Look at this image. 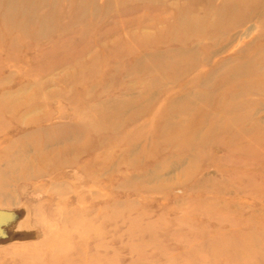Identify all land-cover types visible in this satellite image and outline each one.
<instances>
[{
  "label": "rangeland",
  "instance_id": "374dc122",
  "mask_svg": "<svg viewBox=\"0 0 264 264\" xmlns=\"http://www.w3.org/2000/svg\"><path fill=\"white\" fill-rule=\"evenodd\" d=\"M15 3L0 264H264V0Z\"/></svg>",
  "mask_w": 264,
  "mask_h": 264
},
{
  "label": "bare ground",
  "instance_id": "6f19581e",
  "mask_svg": "<svg viewBox=\"0 0 264 264\" xmlns=\"http://www.w3.org/2000/svg\"><path fill=\"white\" fill-rule=\"evenodd\" d=\"M3 4H4V6H3ZM16 3H15V0H0V10H2V13L5 15V16H7V18H9L10 20H11V18H14L13 16L15 15V9H16ZM25 14V13H24ZM9 20V23L11 24V25H16L17 23L16 22H13V21H10ZM18 25H20L21 26V24H17V26ZM46 143L44 144V148L43 147H39V149L37 150V158H38V161H36V162H39V161H45V158H48V156L46 155V153H45V149H46ZM51 145V144H50ZM41 146H43V145H41ZM54 148V147H53ZM23 152V151H22ZM21 152V153H22ZM21 153H18L17 152V154H15V152H14V154H9L8 156H10V158H9V161L7 162L8 164H6L7 166H10V167H17L18 168V163L19 162H23L24 163V159H27L26 157H24V155H23V153L21 154ZM25 154H26V152H25ZM48 154V153H47ZM24 157V158H23ZM29 162V161H28ZM28 162H26V164L28 163ZM32 164V162H29V164ZM20 164V163H19ZM25 164V165H26ZM29 164H28V166H29ZM51 164V163H50ZM21 165V164H20ZM24 165V166H25ZM21 167H23L22 165H21ZM33 167V166H32ZM16 168V169H17ZM24 168H27V166L26 167H24ZM22 169V168H21ZM28 169V168H27ZM31 169V167L29 168V170ZM28 170V171H29ZM33 169H31V171H32ZM4 171H5V169H4ZM16 171V170H15ZM23 171V170H22ZM4 175V174H3ZM2 175V176H3ZM206 182H207V179H205L204 181H203V185H206ZM4 194V193H3ZM0 196H2V193H0ZM243 235V234H242ZM204 242V241H203ZM207 248V247H206ZM256 256H263L264 254H259V253H257V254H255Z\"/></svg>",
  "mask_w": 264,
  "mask_h": 264
}]
</instances>
